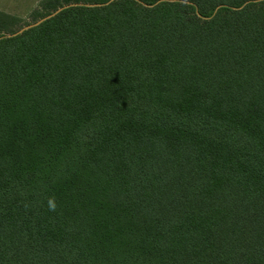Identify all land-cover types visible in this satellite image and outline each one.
<instances>
[{"label":"trees","instance_id":"1","mask_svg":"<svg viewBox=\"0 0 264 264\" xmlns=\"http://www.w3.org/2000/svg\"><path fill=\"white\" fill-rule=\"evenodd\" d=\"M31 18L0 11V264H264V0Z\"/></svg>","mask_w":264,"mask_h":264},{"label":"rangeland","instance_id":"2","mask_svg":"<svg viewBox=\"0 0 264 264\" xmlns=\"http://www.w3.org/2000/svg\"><path fill=\"white\" fill-rule=\"evenodd\" d=\"M45 0H0V11L17 16L23 20V23L16 29V32H22L33 26L35 22L31 18V13L40 7ZM43 21L40 19L38 22Z\"/></svg>","mask_w":264,"mask_h":264},{"label":"clouds","instance_id":"3","mask_svg":"<svg viewBox=\"0 0 264 264\" xmlns=\"http://www.w3.org/2000/svg\"><path fill=\"white\" fill-rule=\"evenodd\" d=\"M49 207H50V208H54V205L52 204L51 201L49 202Z\"/></svg>","mask_w":264,"mask_h":264}]
</instances>
